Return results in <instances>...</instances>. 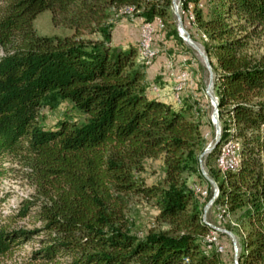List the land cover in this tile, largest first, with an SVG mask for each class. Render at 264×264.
<instances>
[{
	"label": "trees",
	"instance_id": "1",
	"mask_svg": "<svg viewBox=\"0 0 264 264\" xmlns=\"http://www.w3.org/2000/svg\"><path fill=\"white\" fill-rule=\"evenodd\" d=\"M180 2L183 20L192 7L218 100L220 142L205 158L197 151L201 122L188 116L187 103L149 94L136 44L112 39V10L124 6L143 22L162 19L180 37L173 0H0V176L5 157L26 167L34 191L20 214L41 222L0 226V254L39 232L31 256L42 264H225L208 240L213 227L201 192L189 182L192 174L207 179L204 158L219 189L213 206L227 215L239 264H264V55L248 50L253 31L264 28V0ZM44 9L71 32L37 33L33 19ZM62 100L73 111L52 126L40 122L41 108ZM230 141L241 161L222 172L212 156ZM151 157L164 160L162 182L145 180ZM133 195L154 200L166 227L135 231L127 211ZM219 236L233 250L231 235Z\"/></svg>",
	"mask_w": 264,
	"mask_h": 264
},
{
	"label": "rangeland",
	"instance_id": "2",
	"mask_svg": "<svg viewBox=\"0 0 264 264\" xmlns=\"http://www.w3.org/2000/svg\"><path fill=\"white\" fill-rule=\"evenodd\" d=\"M176 2L179 5L178 13L181 16L185 28L188 30L190 36L192 33L193 37L191 36V38L204 49L202 34L192 23V16H194L192 7H190L188 12H184L185 16L183 20L180 8L181 2L180 0H176ZM125 7L126 6L117 9L113 8L112 10L111 17L115 20L112 31L113 42L121 46H126L129 42H134L138 51L136 56L137 60L140 63L142 60L146 63L147 56L143 54V41H140V39L141 25L147 22H143L142 16L132 14V12H129L130 10H127ZM176 19L178 20L179 25L177 14ZM155 22L160 23L152 24L151 32L152 50L156 56L154 55L155 57L152 64L149 63L145 66V80L149 85L148 92L151 95L165 97L167 100L172 101L175 106L181 105V102L187 103L185 104L184 109L188 116L193 119H198L201 122L204 142H202L201 147L197 149V151H199L200 157L203 156L205 158L209 152L205 151L206 147L210 146V144L215 141L217 135V127L211 118L214 106L211 102L210 95L206 90L209 86L214 94L213 80L212 84L209 85V68L198 49L185 40L180 33V37L175 36L174 34H169L171 27L167 26L166 23L164 24V21L160 18H157ZM33 25L36 32L39 34L63 35L71 32V28L54 24L52 22L51 11L49 9L40 11L33 19ZM248 50L257 56L264 55L263 27H259L253 31L249 39ZM140 53H142L143 56L140 55ZM0 54H2L1 49ZM181 70L186 71V76H180ZM174 85H182L183 89H176ZM188 103H192V108L187 106ZM68 110L73 111L72 106L67 100H62V102L54 109L42 107L40 112V122L45 126H52L56 119ZM224 144L220 147L217 157L216 154L212 156V163L215 166L219 167L217 160ZM204 158L200 159L199 163L200 167L201 163L203 164L206 174L208 175ZM1 165L4 172L0 176V226H6L8 228L38 227L41 225V222L36 220L31 214L24 216H21L20 214V211H22V201L25 198L30 197L31 193L34 191L33 186L25 176L26 167L13 157L3 158ZM143 175L148 182H162L165 175L163 158H148L146 160ZM189 182L197 192H201V194L197 193L196 196L203 207L204 213L206 204L214 194L215 186L209 178L202 179L196 174L189 176ZM211 189L213 194L209 198V191ZM127 211L133 222L134 230L139 233H145L149 229H160L167 225L165 222L160 223L157 220L156 215L159 212V208L154 200H148L141 195H133L130 198ZM222 214L223 210L219 207L218 211V208L214 207L213 203H211L206 210L207 216H205L204 219L212 227L214 226L210 232L211 235L208 239L209 241L214 238V232H218L217 228L221 229V227H224L227 215L223 216ZM40 235H42V233L35 232L32 234V237L17 242L7 252L0 254V264H42L41 260L31 256L32 250L40 245V242L38 241ZM218 239L220 243L225 246L223 251V248L219 243H215L218 249L223 251L221 256L223 257L224 263L235 264L233 258L234 253L233 250L228 247L227 238L219 236ZM65 259L64 256H61L57 261H64Z\"/></svg>",
	"mask_w": 264,
	"mask_h": 264
},
{
	"label": "water",
	"instance_id": "3",
	"mask_svg": "<svg viewBox=\"0 0 264 264\" xmlns=\"http://www.w3.org/2000/svg\"><path fill=\"white\" fill-rule=\"evenodd\" d=\"M179 5L177 4L176 0H173V7H174V10H175V13L178 15V18H179V25H178V30H179V33L180 35H182L185 40H187L188 42L191 43V45H193L195 48L198 49L199 53L202 55V57L204 58L205 60V63L207 65V67L209 68V71H210V82H209V85L212 84V80H213V70L211 68V64H210V61L208 59V56L207 54L205 53L204 49L202 47H200L190 36L188 30L185 28L184 24H183V21L181 20V16L179 15L178 13V7ZM186 33V34H184ZM207 93L210 95V98H211V102L214 106V109H213V112H212V115H211V118H212V121L213 123L216 125L217 127V135H216V139L215 141L210 144V146L206 147L205 151H210L211 149H213L215 146H217L220 142V137H221V125H220V120H219V113H218V100H217V97L212 93V91L210 90V87L208 86L207 87ZM201 169H202V172L204 173V175H206L207 178L210 179V181L214 184L215 186V191H214V194L213 196L210 198V201L206 204L205 206V211H204V217L207 216L206 215V210L207 208L209 207V205L211 203H213V201L215 200L217 194H218V184L217 182L211 178L209 175L206 174V171L203 167V164L201 163ZM221 229L227 233H229L232 237V241H233V245L235 246V248L237 250H239V247H238V243H237V239H236V236L232 233V231H230L228 228L226 227H221Z\"/></svg>",
	"mask_w": 264,
	"mask_h": 264
},
{
	"label": "bare ground",
	"instance_id": "4",
	"mask_svg": "<svg viewBox=\"0 0 264 264\" xmlns=\"http://www.w3.org/2000/svg\"><path fill=\"white\" fill-rule=\"evenodd\" d=\"M127 10H130L129 12L133 11V8H127ZM193 18V17H192ZM148 24V23H144ZM156 24V23H152ZM151 32H152V26L150 30L148 31V35L146 36V41H143L142 48H143V54L147 56V64H152L153 57L155 55L154 51L152 50V40H151ZM141 34H142V27H141ZM141 53V55L143 56ZM176 89H183V88H176ZM231 144V159H226L224 163L220 161V157L226 156L228 151V146ZM240 148L239 146L234 143L233 141L226 142L224 146L222 147V151L218 158V165L219 168L222 170V172H227L229 170H235L240 164ZM214 228V226H213ZM218 230H222L217 228ZM220 245V244H219ZM221 246V245H220ZM223 248V247H222Z\"/></svg>",
	"mask_w": 264,
	"mask_h": 264
},
{
	"label": "built area",
	"instance_id": "5",
	"mask_svg": "<svg viewBox=\"0 0 264 264\" xmlns=\"http://www.w3.org/2000/svg\"><path fill=\"white\" fill-rule=\"evenodd\" d=\"M152 23H159V22H155V21H152V22H148V24H142L141 27H142V34H141V39L140 41H146V36L148 35V31L150 30L151 26H152ZM160 24V23H159ZM156 56V55H155ZM154 56V57H155ZM153 57V58H154ZM180 76H186V71H182L180 72ZM175 88H183L182 85H174ZM226 159H231V144L228 146V151H227V154L226 156H223V157H220V161L222 163H224V161ZM214 225H217V224H214ZM223 231V230H222ZM211 242L212 243H219L221 245V247H223V251L225 249V246L224 244L220 243L219 239H218V232H214V238L211 239ZM233 258H234V263L235 264H239V261H238V250L235 248V246L233 245Z\"/></svg>",
	"mask_w": 264,
	"mask_h": 264
},
{
	"label": "crops",
	"instance_id": "6",
	"mask_svg": "<svg viewBox=\"0 0 264 264\" xmlns=\"http://www.w3.org/2000/svg\"><path fill=\"white\" fill-rule=\"evenodd\" d=\"M162 98L166 99L165 97H162ZM166 100H167V99H166Z\"/></svg>",
	"mask_w": 264,
	"mask_h": 264
}]
</instances>
